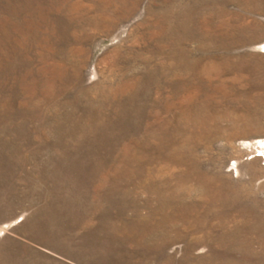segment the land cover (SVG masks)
<instances>
[{"label":"rangeland","instance_id":"rangeland-1","mask_svg":"<svg viewBox=\"0 0 264 264\" xmlns=\"http://www.w3.org/2000/svg\"><path fill=\"white\" fill-rule=\"evenodd\" d=\"M263 47L264 0H0V264H264Z\"/></svg>","mask_w":264,"mask_h":264},{"label":"bare ground","instance_id":"bare-ground-1","mask_svg":"<svg viewBox=\"0 0 264 264\" xmlns=\"http://www.w3.org/2000/svg\"><path fill=\"white\" fill-rule=\"evenodd\" d=\"M232 16V15H231ZM224 17V16H223ZM227 18V17H226ZM29 23H27V25H30V21H28ZM47 22V21H46ZM159 22V21H158ZM47 23H45V25H46ZM48 24H49V22H48ZM50 25V24H49ZM223 25V24H222ZM47 26V25H46ZM221 26V25H220ZM236 26V25H235ZM49 27V26H48ZM52 27V26H51ZM225 27V26H224ZM227 27V26H226ZM53 28H54V26H53ZM229 28V27H228ZM186 29V28H185ZM232 30V29H231ZM234 30V29H233ZM236 31H238V29L236 30ZM185 32V31H184ZM231 32H234V31H231ZM221 33V32H220ZM229 34V33H228ZM237 34V33H236ZM220 36V35H219ZM178 38V37H177ZM213 38V37H212ZM221 39V38H220ZM223 39H225V38H223ZM236 39V38H235ZM170 40V39H169ZM222 40V39H221ZM226 40V39H225ZM224 40V41H225ZM228 40V39H227ZM230 40V39H229ZM228 40V41H229ZM235 41V40H234ZM240 41V40H239ZM238 41V42H239ZM223 42V41H222ZM241 42V41H240ZM166 43V42H165ZM220 43V42H219ZM176 45V44H175ZM222 45V44H221ZM227 45H229V44H227ZM224 46V45H223ZM229 47V46H228ZM165 48V47H164ZM174 48V47H173ZM182 48V47H181ZM227 48V47H226ZM264 48V47H263ZM175 49V48H174ZM75 50H77V49H75ZM182 50V49H181ZM228 58V57H227ZM204 59H206V60H208V58L206 57V58H204ZM203 59V60H204ZM229 60H231L230 58H228ZM235 60V59H234ZM216 61V60H215ZM219 61H221V60H219ZM240 61V60H239ZM205 62V61H204ZM211 62V61H210ZM235 62H237V61H235ZM234 62V63H235ZM212 63V62H211ZM222 63H225V62H222ZM221 63V64H222ZM230 63H232V62H230ZM230 63H228V64H230ZM219 64V63H218ZM221 64H219V65H221ZM227 64V63H226ZM240 63H238V65H239ZM163 65V64H162ZM206 65V64H205ZM210 65V64H209ZM208 65V66H209ZM212 65V64H211ZM214 65V64H213ZM224 65V64H223ZM232 65V64H231ZM236 65V64H235ZM189 66V65H188ZM215 66H216V64H215ZM242 66V65H241ZM170 67V66H169ZM198 67V66H197ZM201 67V66H200ZM225 67V66H224ZM229 67H231L230 65H229ZM227 68V69H231V68ZM193 68H194V64H193ZM199 68V67H198ZM238 68V67H237ZM191 69V68H190ZM218 69V68H217ZM216 69V70H217ZM221 69V68H220ZM234 69V68H233ZM232 69V70H233ZM242 69V68H241ZM154 70V69H153ZM213 71H214V69H212ZM223 70H224V68H223ZM245 70H246V67H245ZM180 71V70H179ZM191 71V70H190ZM194 71V70H193ZM203 71V70H202ZM201 71V72H202ZM218 71V70H217ZM225 71V70H224ZM227 72H228V70H226ZM230 71V70H229ZM243 71V70H242ZM206 72V71H205ZM204 72V73H205ZM210 72V71H209ZM234 72V71H233ZM238 72V71H237ZM244 72V71H243ZM246 72H247V70H246ZM183 73V72H182ZM213 73V72H212ZM219 73H220V71H219ZM215 74V73H214ZM243 74V73H242ZM245 75L247 74V73H244ZM208 75V74H207ZM212 75V74H211ZM210 75V76H211ZM225 75V74H224ZM223 75V76H224ZM192 76V75H191ZM194 76V75H193ZM222 76V77H223ZM243 76V75H242ZM248 76V75H247ZM236 77V76H235ZM216 78V77H215ZM237 78H238V76H237ZM154 79H155V77H154ZM208 79V78H207ZM223 80V79H222ZM229 80V79H228ZM232 80V79H231ZM247 80V79H246ZM208 81V80H207ZM210 81V80H209ZM198 82V81H197ZM149 83V82H148ZM226 83V82H225ZM228 83V82H227ZM200 84V83H199ZM209 85V84H208ZM212 85V84H211ZM210 85V86H211ZM232 85V84H231ZM194 86H195V84H194ZM197 86V85H196ZM200 86V85H199ZM190 87V86H189ZM201 87V86H200ZM167 88V87H166ZM218 88V87H217ZM193 89V88H192ZM221 89H223V88H221ZM225 89V88H224ZM230 89V88H229ZM238 89V88H237ZM211 90V89H210ZM231 90V89H230ZM201 92V91H200ZM235 92V91H234ZM198 93H199V91H198ZM195 94V93H194ZM194 94H193V96H194ZM197 94V93H196ZM236 94V93H235ZM212 95V94H211ZM232 97V96H231ZM171 98V97H170ZM221 98V97H220ZM227 98V97H226ZM239 101V100H238ZM231 103V102H230ZM211 109V108H210ZM231 111V110H230ZM227 112V111H226ZM217 113V112H216ZM218 114V113H217ZM215 116V115H214ZM219 116V115H218ZM234 117V116H233ZM230 118V117H229ZM236 119V118H235ZM204 124V123H203ZM197 125V124H196ZM150 127V126H149ZM194 128V127H193ZM247 128V127H246ZM195 130V129H194ZM235 135V134H234ZM219 136V135H218ZM230 137V136H229ZM213 138V137H212ZM187 148V147H186ZM125 149V148H124ZM192 150V149H191ZM194 150V149H193ZM181 151V150H180ZM188 152V151H187ZM193 152V151H192ZM196 154V153H195ZM157 155V154H156ZM196 156V155H195ZM193 157V156H192ZM188 158V157H187ZM181 160V159H180ZM183 161V160H182ZM180 165V164H179ZM197 167V166H196ZM197 169V168H196ZM193 172V171H192ZM197 175V174H196ZM207 177V176H206ZM198 180V179H197ZM203 180V179H202ZM167 182V181H166ZM203 182V181H202ZM165 183V182H164ZM213 184V183H212ZM196 186H197V184H196ZM199 186V185H198ZM208 186V185H207ZM221 189V188H220ZM182 190V189H181ZM187 192V191H186ZM189 193V192H188ZM210 193V192H209ZM220 195H221V193H220ZM215 197V196H214ZM168 200V199H167ZM189 200H191V199H189ZM216 200V199H215ZM226 201V200H225ZM237 201V200H236ZM228 202V201H227ZM198 205V204H197ZM177 206V205H176ZM228 207V206H227ZM199 208V207H198ZM223 209V208H222ZM191 210V209H190ZM211 211V210H210ZM167 214V213H166ZM171 216V215H170ZM210 216V215H209ZM224 216V215H223ZM201 217V216H200ZM204 218V217H203ZM213 218V217H212ZM230 220V219H229ZM205 221V220H204ZM220 221V220H219ZM157 222V221H156ZM145 223V222H144ZM228 223V222H227ZM190 224V223H189ZM155 225V224H154ZM247 225V224H246ZM168 229V228H167ZM178 230V229H177ZM243 231V230H242ZM165 234V233H164ZM202 235H204V234H202ZM201 235V236H202ZM184 238V237H183ZM240 238V237H239ZM181 239V238H180ZM165 240V239H164ZM220 243V242H219ZM199 244V243H198ZM235 244V243H234ZM237 244V243H236ZM235 244V245H236ZM241 244V243H240ZM193 245V244H192ZM194 246V245H193ZM239 246H242V245H239ZM244 249V248H243ZM239 254V253H238ZM216 263V262H215Z\"/></svg>","mask_w":264,"mask_h":264}]
</instances>
